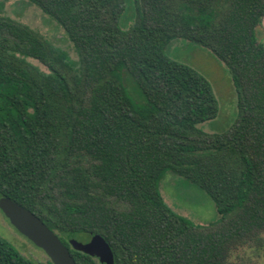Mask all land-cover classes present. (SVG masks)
Returning a JSON list of instances; mask_svg holds the SVG:
<instances>
[{"label":"trees","instance_id":"obj_1","mask_svg":"<svg viewBox=\"0 0 264 264\" xmlns=\"http://www.w3.org/2000/svg\"><path fill=\"white\" fill-rule=\"evenodd\" d=\"M28 1L64 27L78 59L0 12V197L39 216L77 264L103 263L72 248L74 231L101 237L114 264H242L236 250L263 246L264 0H133L127 29V0ZM175 38L231 71L238 114L227 130L199 127L219 103L203 74L167 54ZM169 170L206 191L220 218L173 210L160 190ZM0 264L53 262L0 235Z\"/></svg>","mask_w":264,"mask_h":264},{"label":"rangeland","instance_id":"obj_2","mask_svg":"<svg viewBox=\"0 0 264 264\" xmlns=\"http://www.w3.org/2000/svg\"><path fill=\"white\" fill-rule=\"evenodd\" d=\"M135 8L133 0H127V8L120 18L121 27L127 29L133 25ZM0 12L41 33L57 48L66 51L71 60L78 59V52L64 27L37 4L28 0H0ZM259 35H262L260 38L264 40V19ZM166 52L170 57L199 71L212 85L219 103V112L215 118L200 123L199 127L207 132L227 130L236 120L238 99L232 73L226 64L211 49L185 38L172 39L166 47ZM28 60L39 66L41 70L48 72V69L38 60L32 58ZM126 85L137 103L146 102L144 95L136 86L133 85L131 88L129 82ZM160 190L165 202L173 210L197 224H209L220 218L212 197L173 171L169 170L164 173L160 182ZM0 235L16 246L23 255L39 263H45L50 259L42 248L23 235L11 223L1 208ZM69 235L67 236L68 242ZM101 248L102 245L97 247V251ZM232 260L242 262V264H264V245L242 247L233 253Z\"/></svg>","mask_w":264,"mask_h":264},{"label":"water","instance_id":"obj_3","mask_svg":"<svg viewBox=\"0 0 264 264\" xmlns=\"http://www.w3.org/2000/svg\"><path fill=\"white\" fill-rule=\"evenodd\" d=\"M0 208L11 223L26 237L42 248L53 264H77L71 250L59 235L34 212L26 208L11 197L0 198ZM72 248L85 253L97 254L103 264H114V255L109 245H102L101 237L91 231H74L69 235Z\"/></svg>","mask_w":264,"mask_h":264}]
</instances>
